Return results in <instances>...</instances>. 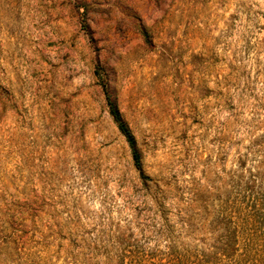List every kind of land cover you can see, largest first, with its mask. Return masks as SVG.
Returning a JSON list of instances; mask_svg holds the SVG:
<instances>
[{"label":"rangeland","instance_id":"1","mask_svg":"<svg viewBox=\"0 0 264 264\" xmlns=\"http://www.w3.org/2000/svg\"><path fill=\"white\" fill-rule=\"evenodd\" d=\"M251 210L264 215V0H0V264L209 251Z\"/></svg>","mask_w":264,"mask_h":264},{"label":"trees","instance_id":"2","mask_svg":"<svg viewBox=\"0 0 264 264\" xmlns=\"http://www.w3.org/2000/svg\"><path fill=\"white\" fill-rule=\"evenodd\" d=\"M103 87L110 114L131 147L135 167L140 171L141 177L146 178L137 139L111 98L106 82H103ZM262 214L257 210H251L243 217L239 213L237 218L236 214H228L223 219L225 223L221 226L222 228H219L220 233L209 251L192 253L189 249L179 248L174 244H169L165 251L153 249L142 252L123 248L118 261L107 262V264H259L263 259L258 260L257 253L264 251L263 248L259 249L261 244L257 238L260 231L264 234V215Z\"/></svg>","mask_w":264,"mask_h":264}]
</instances>
